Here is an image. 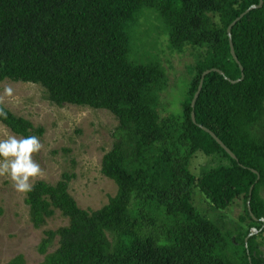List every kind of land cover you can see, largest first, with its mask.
<instances>
[{
    "label": "trees",
    "instance_id": "16d2710c",
    "mask_svg": "<svg viewBox=\"0 0 264 264\" xmlns=\"http://www.w3.org/2000/svg\"><path fill=\"white\" fill-rule=\"evenodd\" d=\"M261 1L231 28L235 62L226 30L259 0H0V81L39 85L57 107L104 110L117 121L100 161L101 175L116 187L105 205L79 208L68 192L74 178L68 172L55 184L37 181L25 193L35 230L57 212L67 221L43 230L37 246L43 260L37 264H264ZM145 11L161 23L167 36L159 37L170 53H196L177 115L160 101L168 85L161 63L139 64L130 57ZM2 107L7 118L0 117V124L19 137H41L42 128ZM197 154L217 160L199 176L190 171ZM194 189L212 211L239 199L238 226L223 232L193 205ZM251 228L258 234L245 242ZM6 264L25 261L16 255Z\"/></svg>",
    "mask_w": 264,
    "mask_h": 264
},
{
    "label": "rangeland",
    "instance_id": "374dc122",
    "mask_svg": "<svg viewBox=\"0 0 264 264\" xmlns=\"http://www.w3.org/2000/svg\"><path fill=\"white\" fill-rule=\"evenodd\" d=\"M137 25L130 57L139 64L161 63L168 85L164 91L167 96L163 94L160 101L169 107V115H177L190 79L187 69L193 64L196 53L191 49L170 53L165 38L159 37V34H165V30L152 11H145ZM8 87L13 90L11 96L4 95V89ZM165 96L166 99H162ZM0 97L3 98L2 106L7 110L30 121L35 128L43 129L39 137L43 148L33 156L41 164L43 175L32 179V184L37 181L55 184L62 173H71L74 178L68 192L78 207L84 210H97L115 195V185L100 173L101 158L111 148L112 132L117 125L110 113L73 105L57 107L49 102L46 92L39 85L31 83L0 81ZM159 113L164 116L167 112ZM8 135L15 134L0 124V139ZM216 163L215 158L197 154L191 161L190 171L199 176L202 170L214 167ZM261 195L264 198V190ZM24 198L25 193L17 192L10 179L0 177V264H6L16 255H22L25 264L41 262L43 256L37 252V246L43 237V230H55L67 223L57 212L42 229L35 230L29 222ZM192 203L223 232L231 233L238 226V218L242 215L239 199L224 210L212 211L207 198L194 189ZM261 240L257 238L256 241ZM54 249L55 245L48 252ZM261 250L264 254V245Z\"/></svg>",
    "mask_w": 264,
    "mask_h": 264
},
{
    "label": "clouds",
    "instance_id": "9594fccd",
    "mask_svg": "<svg viewBox=\"0 0 264 264\" xmlns=\"http://www.w3.org/2000/svg\"><path fill=\"white\" fill-rule=\"evenodd\" d=\"M10 87L4 89L5 96L12 95ZM3 98L0 97V117L7 118L2 107ZM43 148L41 140L36 135L20 136L8 135L0 139V177L11 180L13 188L20 193L33 191L34 178L43 175L41 164L33 158Z\"/></svg>",
    "mask_w": 264,
    "mask_h": 264
},
{
    "label": "water",
    "instance_id": "95a60500",
    "mask_svg": "<svg viewBox=\"0 0 264 264\" xmlns=\"http://www.w3.org/2000/svg\"><path fill=\"white\" fill-rule=\"evenodd\" d=\"M262 5V1L259 0V4L256 6V5H253L251 7H249L244 13H242L236 20H234L227 28L226 30V34H227V37H228V41H229V48H230V54L232 56V58L234 59L235 62H238L235 55H234V51H233V46H232V43H231V39H230V36H231V28L235 25L236 22H238L245 14H247L249 11L251 10H254L256 8H260ZM240 68V71L242 72V67H239ZM214 72H217L219 75H223V73L219 70H213ZM210 71L207 70L205 71L204 73H202L201 75V79L199 81V84H198V87H197V90L193 96V99L190 103V107L191 109L194 108V104H195V101L200 93V90H201V87H202V82H203V78L205 77V75L209 74ZM243 79V75H241L240 79L236 80V81H231L232 83H236V82H239ZM191 120L192 122L194 123L195 122V118H194V112L193 110L191 111ZM200 129H202L203 131H205L206 133H208L216 142L217 144L226 152V154H228V156L232 159H235V156L222 144V142L220 140H218L213 133H211L210 131H208L207 129L199 126ZM253 173H255V171H253ZM257 179H258V176H257ZM251 189L252 187H250L249 189V194L251 192ZM247 207H248V210H249V206H248V203H247ZM258 230H256L255 228H251L250 229V232L248 234V236L245 238V242L247 241L248 237H251L254 233H257Z\"/></svg>",
    "mask_w": 264,
    "mask_h": 264
},
{
    "label": "flooded vegetation",
    "instance_id": "af4514ba",
    "mask_svg": "<svg viewBox=\"0 0 264 264\" xmlns=\"http://www.w3.org/2000/svg\"><path fill=\"white\" fill-rule=\"evenodd\" d=\"M264 227V226H263Z\"/></svg>",
    "mask_w": 264,
    "mask_h": 264
}]
</instances>
